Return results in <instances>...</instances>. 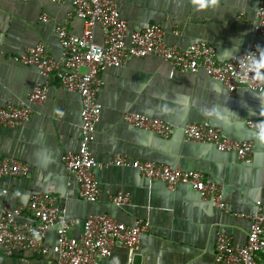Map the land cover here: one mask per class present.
Listing matches in <instances>:
<instances>
[{"label": "crops", "instance_id": "crops-1", "mask_svg": "<svg viewBox=\"0 0 264 264\" xmlns=\"http://www.w3.org/2000/svg\"><path fill=\"white\" fill-rule=\"evenodd\" d=\"M110 1L130 27L158 24L170 46L185 48L205 41L214 47L221 62L231 59L221 55L225 50H233L235 56L253 42L264 45V37L254 30L260 0H220L218 9L201 13L194 11L189 0ZM71 12L70 2L0 0V108L26 102L41 80L35 69L13 62L14 56L42 43L53 56L61 57L55 27L66 23L71 33H81L84 23ZM42 16L47 17V22L39 20ZM95 38L101 39L99 27L95 28ZM102 80L97 94L101 114L90 144L97 162V202L79 198L77 182L60 160L62 155L78 151L80 97L52 82L47 100L33 106L27 124L0 127V159L12 158L26 164L29 170L25 176L0 179V214L5 206L27 204L33 193H48L73 220L68 231L71 237H79L83 219L93 213L110 215L127 225L144 221L148 231L141 236L135 253L142 256L139 264H212L219 232L230 237L234 246L244 245L249 226L245 217L258 208L264 215V144L257 143L246 126L248 120L260 118L261 102L256 95L241 88L230 94L203 72L182 73L155 56L130 58L122 67L107 68ZM215 103L223 104L242 121L230 117L213 121L199 114ZM249 108L256 115H250ZM127 113L159 118L177 130L169 138H162L127 124ZM203 121L232 140L252 141V163H242L234 152L185 142L180 127ZM118 158L128 163L156 161L200 171L206 179L221 185L227 210L223 212L201 200L188 184L179 183L169 190L161 182L142 177L128 164L116 166ZM17 189L23 198L13 197ZM117 193L128 195L126 205H113L111 197ZM46 239L54 243L56 231L50 230ZM115 258L118 264H133L131 253L122 248L115 249L101 264H115ZM0 264H56V258L52 254L42 257L25 252L14 257L0 256Z\"/></svg>", "mask_w": 264, "mask_h": 264}, {"label": "built area", "instance_id": "built-area-1", "mask_svg": "<svg viewBox=\"0 0 264 264\" xmlns=\"http://www.w3.org/2000/svg\"><path fill=\"white\" fill-rule=\"evenodd\" d=\"M51 1L57 4L70 2L72 16L80 18L84 27L80 34L71 33L66 23L55 27L61 57L53 56L45 44L38 43L12 58L15 63L35 69L41 80L34 85L26 102L8 103L0 108V127L27 124L32 118L33 106L47 100L52 82H57L65 91L77 93L81 102L78 151L62 155L60 160L77 182L79 198L87 203H96L100 196L94 176L97 162L90 151V144L100 119L101 106L97 94L103 85L105 69L122 67L130 58L155 56L182 73L203 72L233 94L236 89L245 87L238 79L239 57L246 52H254L259 45L253 42L230 60L221 62L216 58L214 47L205 41L185 48L170 46L164 41V31L158 24L130 27L110 0ZM39 20L47 22L48 19L42 16ZM96 27L100 28V41L95 40ZM254 30L264 37V0L258 3ZM248 87L257 90L255 85ZM259 119L248 120L247 128L251 131ZM124 120L139 130L162 138H169L177 130L167 121L138 113H127ZM180 133L185 142L211 145L219 152H234L242 163H252V141L232 140L206 121L187 122L180 127ZM127 164L142 177L161 182L169 190H174L179 183L188 184L201 200L211 202L223 212L227 210L221 185L206 179L200 171L182 170L156 161L128 163L123 158L115 160L116 166ZM28 172L26 164L12 158L0 159V179L21 177ZM128 201V195L123 193L111 197L116 207L126 205ZM245 218L249 226L244 245L236 247L226 234L217 233L212 264H264V215L258 208ZM72 224L73 220L66 217L55 197L48 193H33L25 205L3 207L0 214V256L14 257L29 252L42 257L52 254L56 264H101L115 249H126L135 255L141 236L148 231V224L144 221L127 225L104 213L87 215L77 238L68 234ZM52 229L56 231V240L50 244L46 235Z\"/></svg>", "mask_w": 264, "mask_h": 264}, {"label": "clouds", "instance_id": "clouds-1", "mask_svg": "<svg viewBox=\"0 0 264 264\" xmlns=\"http://www.w3.org/2000/svg\"><path fill=\"white\" fill-rule=\"evenodd\" d=\"M189 3L197 13L215 11L220 6V0H189ZM236 47L238 48V45ZM232 51L233 50H225L221 55L232 58ZM239 65L240 72L238 74V79L245 85L241 90H251L261 102L259 111L260 119L255 121L250 135L257 143L264 144V47L257 45L254 52H246L242 57H239ZM250 84L255 85L257 90H252V88L248 87ZM221 93L223 94V91H221ZM248 111L250 115H256L252 109L249 108ZM199 114L213 121H225L229 117L234 120L242 121L220 103H215L209 107L203 108ZM23 196L24 194L18 189L13 193L14 198H23ZM115 264H118V258H115Z\"/></svg>", "mask_w": 264, "mask_h": 264}, {"label": "water", "instance_id": "water-1", "mask_svg": "<svg viewBox=\"0 0 264 264\" xmlns=\"http://www.w3.org/2000/svg\"><path fill=\"white\" fill-rule=\"evenodd\" d=\"M141 254H135L132 256V263L133 264H139L141 262Z\"/></svg>", "mask_w": 264, "mask_h": 264}]
</instances>
